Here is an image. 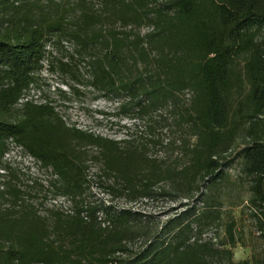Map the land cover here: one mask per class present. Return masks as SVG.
Here are the masks:
<instances>
[{"label":"trees","instance_id":"1","mask_svg":"<svg viewBox=\"0 0 264 264\" xmlns=\"http://www.w3.org/2000/svg\"><path fill=\"white\" fill-rule=\"evenodd\" d=\"M97 2L72 3L76 14L68 23L65 11L32 13L28 6L0 30V159L11 137L53 175L46 184L32 180L7 189L22 212L0 217L6 242L0 264H264V0ZM8 3L16 0H0V10ZM141 27L147 31L140 33ZM54 35L73 40L79 57L48 61L47 71L68 87L57 89L62 99L94 92L115 104L112 112H97L117 121L151 120L153 112L168 108L165 119L183 135L168 143L179 149V162L166 165L139 147L121 148L119 141L69 126L49 100L21 101L40 87L46 43ZM241 73L246 91L233 95ZM88 148L97 152L90 155ZM88 158L112 177L108 189L115 196H169L177 202L172 214L131 246L130 225L141 220L130 209L87 201ZM231 185L237 192L221 200ZM49 195L71 198L73 213L39 215L32 201ZM98 212L108 226H101ZM211 223L214 237L202 239ZM237 245L249 248L247 258L234 260Z\"/></svg>","mask_w":264,"mask_h":264},{"label":"rangeland","instance_id":"2","mask_svg":"<svg viewBox=\"0 0 264 264\" xmlns=\"http://www.w3.org/2000/svg\"><path fill=\"white\" fill-rule=\"evenodd\" d=\"M75 1L77 3V0H52L51 2L47 0H16L14 6L8 3L10 8L0 10V30L4 29L7 23L20 17L22 15L21 9L28 6L32 13H36L38 9H43L45 13H48L47 10H51L58 14L65 11L68 23L72 21L76 14V12H72L69 7L72 3H75ZM90 2L94 7L99 6L97 0H90ZM54 3L60 4L58 8H56V4ZM38 6L39 8H37ZM145 31H147V27L140 28V33H144ZM45 49L47 54L43 59V68L40 72V76L43 78L40 87H31L24 94L21 101L28 99L38 103L49 100L69 126L76 127L82 131L106 139L119 141V147L121 148L139 147L141 150L145 151L147 157L165 161L166 165L170 164L171 161L176 163L179 162V149L174 151L168 143L172 139L179 141L182 133L174 129L169 119H165L167 117L168 108L153 112L151 114V120L144 117L134 121H130L126 118H119L117 121V118L114 116H103L97 112L98 110L112 112L111 110L115 104H107L100 97L95 98L97 94L94 92H88L80 98H72L71 101H65L61 97V92H58L57 89L68 92V87L60 81V79H62L60 76L57 74H50L47 71V64L48 61L51 60V57H62L65 60L69 59L70 55H73L78 59V54L75 52L77 50V45L66 36L58 39V35H54L46 43ZM235 70L238 72L240 68L236 67ZM235 85L237 86L236 88L234 87ZM236 91H242V93L246 91L245 79L242 73L240 80L232 85L231 93L234 95ZM184 97L188 98L189 94L186 93ZM6 118L10 117L6 116ZM241 135L242 129L240 127L234 132L233 139L235 141L240 140ZM193 140L192 138L190 141L193 142ZM144 144L147 146L145 147ZM143 147H145V149H142ZM87 150L90 155H94L97 152L95 148H88ZM0 162L3 166H7V168L0 166V191L5 190V193H0V217L9 214L12 215L11 217H17L22 211L19 209V204L13 203L12 197L8 194L7 189L14 185V183L24 188L25 185H29L28 181L32 179L41 180L42 183L46 184V180L53 178V175L50 173L49 169L42 167L35 159H30L24 150L8 152L7 155H2ZM234 163L235 165L232 166L231 169H228V178L230 181L235 180L237 174V161ZM86 164L88 165L86 177L90 181L89 190L84 193L87 201L101 203L103 206H111L115 209H130L137 213L136 216L140 218L141 222L138 220L132 221L130 226L132 227V234L134 235L126 239L129 240V244L133 247L139 245L140 241L147 238L146 236H149L153 231L156 229L158 230L164 221L172 214L173 211H171V207L177 205V202L174 200L172 201L169 196L154 197L149 200L141 198L132 200L126 195L115 196L108 189V186L112 185L114 182L112 177H107L100 173V164L94 161L93 158H88ZM11 174L18 177V182H13L12 179L14 176ZM159 185L164 188L169 187L167 182H161ZM229 188L231 189V193H228L229 191H222L219 195L221 200L225 199L226 196H234L238 190V188L233 185ZM241 193L243 196H246L244 188ZM212 196L214 197L215 195H209V197ZM38 197V200L32 202L38 205L39 215L49 216L52 211L64 213L63 211L67 210V208L72 211L74 210L73 200L69 197H65L63 203L57 202L56 204L51 202V199L56 198L53 195H49L47 198L42 196ZM66 201H69V203ZM238 212L239 209L236 208L233 214L237 217ZM97 215L98 220L101 222V226L103 227L105 225L104 227H106L107 221L104 219L102 213L98 212ZM83 217L86 218L85 216ZM215 225V223H211L209 227H206L202 231L201 238H213L216 233ZM2 244L6 246V242L0 239V245ZM249 253V248H243L237 245L233 249V258L234 260L244 259L249 256Z\"/></svg>","mask_w":264,"mask_h":264},{"label":"built area","instance_id":"3","mask_svg":"<svg viewBox=\"0 0 264 264\" xmlns=\"http://www.w3.org/2000/svg\"><path fill=\"white\" fill-rule=\"evenodd\" d=\"M14 150H24L20 145H18L11 137L7 138L6 139V150L4 151L3 153V156L7 155L8 152H12ZM25 151V150H24ZM27 156L30 158V159H34L27 151H25ZM36 160V159H35ZM37 161V160H36ZM38 162V161H37ZM40 164V163H39ZM33 180V179H32ZM32 180H29V184H31V181ZM38 180V179H37ZM41 181V180H40ZM56 198H53L51 199V202L53 204H56L57 202H64L65 200V197L67 196H55ZM67 203H69V201H66ZM65 214H72L73 211L71 209H68L63 211ZM105 226V225H104ZM103 226V227H104ZM108 226V222H107V225Z\"/></svg>","mask_w":264,"mask_h":264}]
</instances>
